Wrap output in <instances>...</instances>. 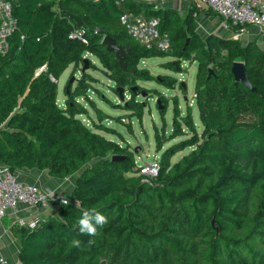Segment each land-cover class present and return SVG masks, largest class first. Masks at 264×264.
<instances>
[{
    "label": "trees",
    "instance_id": "obj_1",
    "mask_svg": "<svg viewBox=\"0 0 264 264\" xmlns=\"http://www.w3.org/2000/svg\"><path fill=\"white\" fill-rule=\"evenodd\" d=\"M10 1L17 29L0 55V163L14 172L76 176L69 204L57 214L35 229L13 225L21 264H264V50L216 34L202 38L195 20L133 0ZM126 13L158 19L169 50L132 36L121 20ZM81 29L88 44L71 37ZM105 36L124 47L126 70L102 44ZM87 52L130 89L141 76L150 80L139 69L143 59L172 57L163 67L176 73L185 61L198 63L203 131L191 111L181 116L176 109L170 137H156L158 151L188 137L165 149L156 177L139 174L133 153L101 133H113L104 122H83L88 111L77 97L88 74L58 104L60 77L71 65L77 71ZM236 61L245 63L256 92L235 85ZM157 80L167 88L182 85L169 75ZM91 208L108 217L95 237L80 235L77 225ZM74 239L80 248L71 247ZM89 239L95 244L88 246Z\"/></svg>",
    "mask_w": 264,
    "mask_h": 264
},
{
    "label": "rangeland",
    "instance_id": "obj_2",
    "mask_svg": "<svg viewBox=\"0 0 264 264\" xmlns=\"http://www.w3.org/2000/svg\"><path fill=\"white\" fill-rule=\"evenodd\" d=\"M204 36L201 35L202 38ZM83 59L88 61V69L83 71L85 63L81 62L76 67L77 71L71 65L60 77L58 104L64 106L66 100L71 98L66 95V90L68 88H71V91L77 90L82 79L80 75L88 74V82L82 81L79 88L82 95L77 97V101L87 109L88 113L80 117L90 126H93L94 122L99 124L104 122L113 133H101L120 145L126 146L135 156L138 167L152 164L155 156L160 157L167 147L188 137L185 134L167 141L162 150L158 151L156 137L163 136L166 139L170 137L176 109L180 111L181 116H186L191 111L198 133H202L203 125L195 99L197 62L185 61L182 64L181 73H176L163 67V64L171 61L172 57L143 59L139 69L148 72L150 80H142L141 76L137 82H132V89H130L129 85H120L117 82L116 84L110 77V72L93 53H85ZM160 75L176 77L179 83L185 84V87L182 88L178 84L175 88H167L158 82L157 78ZM73 79L74 81L70 84ZM119 88H122L123 99L119 98ZM99 112L106 117L104 121H101L102 116ZM185 130L187 131L186 127ZM192 149L189 147L177 153L172 158V163L179 161ZM57 211V209L51 210L46 217Z\"/></svg>",
    "mask_w": 264,
    "mask_h": 264
},
{
    "label": "built area",
    "instance_id": "obj_3",
    "mask_svg": "<svg viewBox=\"0 0 264 264\" xmlns=\"http://www.w3.org/2000/svg\"><path fill=\"white\" fill-rule=\"evenodd\" d=\"M191 1L196 2V0ZM207 3L213 12L225 20L227 25L236 29L253 25L258 27L264 35V0H207ZM121 20L129 33L142 44L148 46L155 44L162 50H169V41L161 39L158 34V19L147 20L143 15L126 13ZM16 29L17 22L13 16L12 2L0 0V55H5L9 51V39ZM240 35L238 31H235L231 39L239 40ZM71 37L81 39L84 44H88L85 30H78ZM139 169L140 174L148 178L156 177L160 170L159 157L155 156L152 164L140 166ZM64 199L70 201L68 195H60L52 189H43L24 182L19 178L18 172L0 163V218L23 205L34 209V212L28 218L17 219L15 224L21 228L35 229L44 218L41 214L59 210L62 205H66L61 203ZM0 264H8L7 259L0 257ZM15 264H21V262L17 261Z\"/></svg>",
    "mask_w": 264,
    "mask_h": 264
},
{
    "label": "crops",
    "instance_id": "obj_4",
    "mask_svg": "<svg viewBox=\"0 0 264 264\" xmlns=\"http://www.w3.org/2000/svg\"><path fill=\"white\" fill-rule=\"evenodd\" d=\"M95 1V0H90ZM137 3L148 4L154 9L166 10L170 13H177L182 18H190L197 23L198 33L205 35L209 34L220 35L224 38H229L238 31L241 35L239 41L247 45L255 43L260 49L264 50V36L261 34L258 27L248 25L244 27H231L227 25L225 20L214 13L208 6L207 0H133ZM191 3H194V10H191ZM18 176L21 180L28 184L37 185L43 189H52L60 195H69L76 184V176H71L65 179H59L50 175L48 171L37 169H24L18 171ZM34 209L26 206H20L16 211L0 218V257L7 259L8 264H15L20 261L21 241L17 238L12 230L16 220L21 217L28 218ZM48 212L41 214L44 218ZM58 212V211H57ZM51 213V214H57Z\"/></svg>",
    "mask_w": 264,
    "mask_h": 264
},
{
    "label": "water",
    "instance_id": "obj_5",
    "mask_svg": "<svg viewBox=\"0 0 264 264\" xmlns=\"http://www.w3.org/2000/svg\"><path fill=\"white\" fill-rule=\"evenodd\" d=\"M102 44L106 47V49L108 51L115 53L116 59L119 61V63L123 67V69L126 70L127 66L124 62L126 51H125L124 47L117 44L116 40L109 37V36H105L103 38ZM84 63H85V65L83 67V71L88 69V61L86 59L84 60ZM232 74L234 76L236 86L243 84L248 89H250L252 92H256V88L252 86V84L249 80L247 68H246V65L244 62H241V61L234 62L233 66H232ZM73 81H74V79L70 81V84ZM182 86L185 87V84L183 83ZM121 89L122 88H119V93H120L121 99H123V94H122ZM136 151H138V149ZM101 264H106V261H102Z\"/></svg>",
    "mask_w": 264,
    "mask_h": 264
},
{
    "label": "clouds",
    "instance_id": "obj_6",
    "mask_svg": "<svg viewBox=\"0 0 264 264\" xmlns=\"http://www.w3.org/2000/svg\"><path fill=\"white\" fill-rule=\"evenodd\" d=\"M230 39H231V37H230ZM181 84H183V83H181ZM180 86H182V85H180ZM159 160H160V157H159ZM139 174H140V169H139ZM140 175H142V174H140ZM61 203L62 204H69V201L67 199H64L61 201ZM107 223H108V217L107 216H105L102 212L98 211L96 208H91V209L83 211L81 216L79 217V219L77 221L78 231H79L80 235L95 237L98 234V230L100 228H103ZM87 244H88V246H92L95 244V240L89 239L87 241ZM71 247L80 248L81 247V241L79 239L72 240Z\"/></svg>",
    "mask_w": 264,
    "mask_h": 264
}]
</instances>
